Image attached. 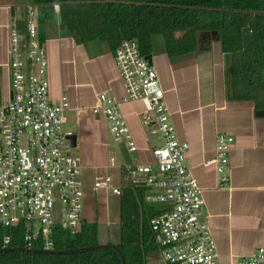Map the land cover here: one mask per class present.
Instances as JSON below:
<instances>
[{
    "label": "built area",
    "instance_id": "1",
    "mask_svg": "<svg viewBox=\"0 0 264 264\" xmlns=\"http://www.w3.org/2000/svg\"><path fill=\"white\" fill-rule=\"evenodd\" d=\"M52 8L57 13L58 5ZM34 9L30 3L23 7L21 34L14 18L8 25L7 98L0 103V247L8 248L11 233L20 230L24 249L49 251L56 228L74 234L82 220L81 165L61 132L66 94L55 102L48 98L45 47ZM112 60L123 87L120 102L143 104L139 123L158 142L147 146V161L136 158L120 165L110 157L109 166L119 169V184H112L110 174L98 173L92 190L119 196L130 189L141 205L157 212L148 219L158 248L156 264H218L214 241L201 219L200 190L184 164L188 145L176 139L168 121L154 67L132 39L116 46ZM89 111L104 118L112 140L126 152L138 151L117 100L98 93ZM232 145V136L216 133L213 157L203 161L213 166L219 189L228 181L223 168ZM231 264H264V237L249 255Z\"/></svg>",
    "mask_w": 264,
    "mask_h": 264
},
{
    "label": "crops",
    "instance_id": "2",
    "mask_svg": "<svg viewBox=\"0 0 264 264\" xmlns=\"http://www.w3.org/2000/svg\"><path fill=\"white\" fill-rule=\"evenodd\" d=\"M28 3L30 0H0V87L6 86L3 101L8 85V25L14 18L22 33V10ZM41 37L48 98L55 102L62 92L66 94L68 110L61 132L75 135L70 153L79 158L81 173L93 179L95 174L110 172L119 178V169L108 164L110 157L120 165L136 158L149 160L147 146L158 139L152 141L155 137L147 136L139 123L144 109L140 101L120 102L123 87L113 64V51L99 41L75 43L56 17L43 21ZM149 56L175 137L188 145L184 164L200 190L204 202L201 219L214 241L217 263L231 264L249 255L264 237V110L255 109L250 101L226 97L224 55L215 41L204 50L168 57L161 40L153 38ZM98 93L119 102L120 113L139 148L135 153L126 152L130 157L127 161L116 162L119 156L111 147L104 118L89 111ZM216 133L233 137L223 168L228 181L221 189L216 186L213 166L203 163L213 157Z\"/></svg>",
    "mask_w": 264,
    "mask_h": 264
},
{
    "label": "trees",
    "instance_id": "3",
    "mask_svg": "<svg viewBox=\"0 0 264 264\" xmlns=\"http://www.w3.org/2000/svg\"><path fill=\"white\" fill-rule=\"evenodd\" d=\"M30 4L40 40L43 21L56 17L75 43L99 41L113 51L122 40L132 39L145 57L155 36L168 57L204 50L215 41L224 55L226 97L264 110V0H30ZM156 213L125 188L118 196L113 234L102 235L95 222L81 221L74 234L56 228L53 251H39L24 249L20 230H15L9 247H0V264H121L120 257L123 264H147L158 257L148 226ZM110 238H117L115 247L98 246Z\"/></svg>",
    "mask_w": 264,
    "mask_h": 264
},
{
    "label": "rangeland",
    "instance_id": "4",
    "mask_svg": "<svg viewBox=\"0 0 264 264\" xmlns=\"http://www.w3.org/2000/svg\"><path fill=\"white\" fill-rule=\"evenodd\" d=\"M154 39H160L159 36H155ZM6 86L3 84L0 87V103L5 97ZM155 137L152 141H156ZM111 147L116 151V162H123L130 159L129 154L126 153L122 143H117L112 140ZM110 173V172H108ZM112 173H114L112 171ZM113 176V177H112ZM112 184L118 185L119 181L117 175L112 174ZM81 185V218L85 222H95L99 227H102L107 236L114 233L115 228L118 225V196L112 195L109 192L103 190H92V178L81 173L80 177ZM157 258L153 257L148 260L147 264H154Z\"/></svg>",
    "mask_w": 264,
    "mask_h": 264
},
{
    "label": "water",
    "instance_id": "5",
    "mask_svg": "<svg viewBox=\"0 0 264 264\" xmlns=\"http://www.w3.org/2000/svg\"><path fill=\"white\" fill-rule=\"evenodd\" d=\"M55 4L58 5L57 3H55ZM146 60L150 64V56H146ZM65 138L68 140L70 147L73 148L74 147V144H75V135L74 134H71V133L70 134H66L65 135ZM102 229H103L102 227H99L98 228V231L99 232L101 231V233L103 235V234H105V232ZM115 231H116V228H115ZM116 243H117V238H115V239L114 238L113 239L110 238L108 244H106L105 242L102 241V242L99 243L98 246H107V245H110L111 247H115ZM9 249H11V248H9ZM49 251H53V250H49ZM120 261H121V264H123V261H122V258L121 257H120Z\"/></svg>",
    "mask_w": 264,
    "mask_h": 264
}]
</instances>
